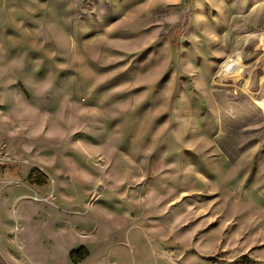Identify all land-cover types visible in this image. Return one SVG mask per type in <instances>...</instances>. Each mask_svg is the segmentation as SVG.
Returning a JSON list of instances; mask_svg holds the SVG:
<instances>
[{"label":"rangeland","instance_id":"obj_1","mask_svg":"<svg viewBox=\"0 0 264 264\" xmlns=\"http://www.w3.org/2000/svg\"><path fill=\"white\" fill-rule=\"evenodd\" d=\"M0 262L264 264V0H0Z\"/></svg>","mask_w":264,"mask_h":264},{"label":"crops","instance_id":"obj_2","mask_svg":"<svg viewBox=\"0 0 264 264\" xmlns=\"http://www.w3.org/2000/svg\"><path fill=\"white\" fill-rule=\"evenodd\" d=\"M102 52L103 50L99 49V51L97 52V55H100V53ZM84 223L87 224L88 220L86 222L84 221ZM95 228H97V226L94 227V229ZM83 235L85 236L82 237L81 239L64 235L63 237L60 238V244L62 245L64 249L69 250L68 251L69 255L75 250L84 249L91 255V259H93L95 256H98L102 252H104L108 246V242H106L105 234H103L102 236L100 235L96 236L95 234L83 233ZM69 255H68L67 263L69 262ZM91 259H89V261Z\"/></svg>","mask_w":264,"mask_h":264},{"label":"trees","instance_id":"obj_3","mask_svg":"<svg viewBox=\"0 0 264 264\" xmlns=\"http://www.w3.org/2000/svg\"><path fill=\"white\" fill-rule=\"evenodd\" d=\"M83 252H86V256H89V253L85 251L84 249L75 250L71 253V259H74L77 255L82 254Z\"/></svg>","mask_w":264,"mask_h":264},{"label":"bare ground","instance_id":"obj_4","mask_svg":"<svg viewBox=\"0 0 264 264\" xmlns=\"http://www.w3.org/2000/svg\"><path fill=\"white\" fill-rule=\"evenodd\" d=\"M201 3H203V2H201ZM236 66H237V63H234V64L231 63V65H229V70L230 71L234 70Z\"/></svg>","mask_w":264,"mask_h":264},{"label":"built area","instance_id":"obj_5","mask_svg":"<svg viewBox=\"0 0 264 264\" xmlns=\"http://www.w3.org/2000/svg\"><path fill=\"white\" fill-rule=\"evenodd\" d=\"M0 264H1V262H0Z\"/></svg>","mask_w":264,"mask_h":264}]
</instances>
